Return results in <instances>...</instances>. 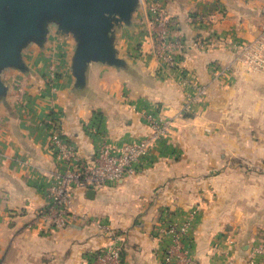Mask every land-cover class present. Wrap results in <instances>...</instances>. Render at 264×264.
Instances as JSON below:
<instances>
[{
	"label": "crops",
	"instance_id": "crops-1",
	"mask_svg": "<svg viewBox=\"0 0 264 264\" xmlns=\"http://www.w3.org/2000/svg\"><path fill=\"white\" fill-rule=\"evenodd\" d=\"M151 1L163 5L172 40L205 41L177 51V68L167 69L154 55L141 8L133 24L117 33L126 67L90 64L83 90L74 87L69 39L51 36L44 48L26 49L27 74L3 71L8 90L0 100V264H88L89 254L113 237L123 264H162L170 223H187L183 242L198 264L243 263L264 240V72L249 68L233 48L263 32L264 0L145 4ZM53 63L59 73L51 84ZM186 79L207 88L191 114L181 113L192 93ZM94 111L102 112L106 138L115 143L150 132L142 112L158 113L170 126L134 175L92 197L74 190L73 212L102 221L111 234L80 220L47 227L37 213L59 167L49 147L50 124L59 119L81 158L92 159L96 142L84 125Z\"/></svg>",
	"mask_w": 264,
	"mask_h": 264
},
{
	"label": "built area",
	"instance_id": "built-area-1",
	"mask_svg": "<svg viewBox=\"0 0 264 264\" xmlns=\"http://www.w3.org/2000/svg\"><path fill=\"white\" fill-rule=\"evenodd\" d=\"M142 21L152 29L151 37L154 41L153 53L167 69L177 68L179 55L177 51L184 48H199L205 44L201 38L184 43L180 40H172L170 32V20L160 3L151 1L149 5L141 0ZM235 52L253 70L264 72V30L252 43L245 45L233 44ZM59 73V65L53 63L48 66V82L53 84ZM192 93H187L181 106V113H193V106L205 97L207 88L202 84H194L185 80ZM150 132L138 139L126 140L115 143L106 138L104 132H97L90 128L94 134L95 154L92 159H83L79 155L77 146L63 135L61 122L55 119L48 129L49 147L53 152L58 168L50 175L47 190V203L37 213V220L47 227L66 228L79 220L84 223H92L102 229L107 235L111 234L109 227L102 221L77 216L72 210L74 190L82 191L102 189L112 186L124 178L134 175L138 167L149 153L151 145L168 133L170 121L162 118L158 113L142 112ZM85 125H88L85 124ZM84 125V127H85ZM89 133V134H90ZM196 210L191 215H196ZM187 223H170L164 230V235L170 238L162 252V264H198L192 258L183 239L186 234ZM107 246L97 249L89 254L88 264H123L121 248L118 237H113ZM250 254L243 263L230 262L229 264H255L256 259L264 258V240L250 248Z\"/></svg>",
	"mask_w": 264,
	"mask_h": 264
},
{
	"label": "water",
	"instance_id": "water-1",
	"mask_svg": "<svg viewBox=\"0 0 264 264\" xmlns=\"http://www.w3.org/2000/svg\"><path fill=\"white\" fill-rule=\"evenodd\" d=\"M140 9L141 0H0V100L8 90L3 71L27 74L25 50L44 48L51 36L73 43L69 68L77 90L85 88L92 63L125 68L117 33L133 24ZM94 193L88 190V196Z\"/></svg>",
	"mask_w": 264,
	"mask_h": 264
},
{
	"label": "trees",
	"instance_id": "trees-1",
	"mask_svg": "<svg viewBox=\"0 0 264 264\" xmlns=\"http://www.w3.org/2000/svg\"><path fill=\"white\" fill-rule=\"evenodd\" d=\"M90 128H95L97 132H104V116L100 111H94L92 117L88 122V125H85V131L90 133ZM90 136L94 139L95 135L90 133Z\"/></svg>",
	"mask_w": 264,
	"mask_h": 264
},
{
	"label": "rangeland",
	"instance_id": "rangeland-1",
	"mask_svg": "<svg viewBox=\"0 0 264 264\" xmlns=\"http://www.w3.org/2000/svg\"><path fill=\"white\" fill-rule=\"evenodd\" d=\"M259 258L256 259V261L258 260ZM256 264V263H255Z\"/></svg>",
	"mask_w": 264,
	"mask_h": 264
}]
</instances>
